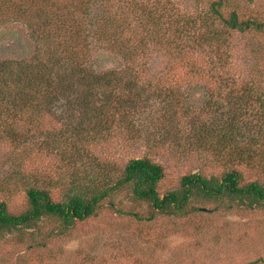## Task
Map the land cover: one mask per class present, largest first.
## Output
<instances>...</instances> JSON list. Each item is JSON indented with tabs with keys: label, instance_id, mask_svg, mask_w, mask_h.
Listing matches in <instances>:
<instances>
[{
	"label": "rangeland",
	"instance_id": "374dc122",
	"mask_svg": "<svg viewBox=\"0 0 264 264\" xmlns=\"http://www.w3.org/2000/svg\"><path fill=\"white\" fill-rule=\"evenodd\" d=\"M54 1L58 2L55 7L43 0L29 2L30 15L37 19L41 13L57 16L67 13L65 0ZM180 2L186 7L191 6V2L194 4L193 0ZM103 4L117 15V21L109 23L110 28L122 29L128 24L126 19L134 18L135 14L140 13L145 18L144 25L137 22L130 27L136 30L139 43L145 38L141 33L162 31L174 20L171 0H104ZM233 10L238 11L241 18L255 17L264 21V0H228L225 14ZM19 40L22 44L18 46ZM238 40L243 47L242 55L233 56L231 60L237 69V85L242 86L249 79L250 64L264 63V31L247 32ZM36 48L24 24L8 22L0 29V59L30 58ZM246 50L252 52L247 54ZM202 56L205 60H214L205 49L194 59L199 67L203 63ZM151 59L160 71L171 69L175 62L174 55L168 51L158 52ZM123 65L120 54L110 49L95 56V66L100 71ZM209 67L208 64L207 70L201 69L198 73L181 71L177 74L179 84L184 86L181 98L184 103L180 107L160 109L155 99L159 97L152 96L153 106L139 110L137 134L129 132L124 136L117 132L113 136L103 130L94 136L84 122L86 136L76 135L69 126H74L73 122L60 119L66 113H45L46 119L38 125L37 133L43 141L49 139L51 146L36 150L29 144L18 148L0 145V201L6 200L14 212L27 207L26 183L16 185L14 167L22 166L23 172L35 173L50 189L52 197L61 200L72 186L69 181L72 173L79 171L82 176L99 178L108 168L101 162L107 155L120 162L140 155L161 162L165 166V176L159 184L161 193L179 187L182 175L191 171L221 177L225 171L238 168L247 181L264 182V106L261 104L264 97L256 93L259 89L251 94L239 87L233 91L224 84L221 74L210 71ZM177 78L171 76L168 80L179 81ZM149 80L154 79H146ZM53 116L56 121L52 120ZM227 118L229 123L242 128L234 129L237 134L234 139L230 137L231 140L227 139L228 133L232 136V130L225 124ZM27 128L25 125L24 129ZM203 128L216 137H210ZM240 131L244 134H238ZM220 139L230 140V144L224 146ZM251 141L260 145L248 158L241 148ZM69 146L77 152L75 158L58 153ZM202 198L195 201V205L201 207L196 212L156 213L148 218L152 213L149 203L136 201L130 197L128 189L123 190L113 197L114 206L112 200L105 201L98 214L78 221L67 230H63L59 219L47 217L33 227L8 233L0 240V264H248L253 261L264 264V206L228 209L224 201ZM120 207L136 209L141 216L122 212Z\"/></svg>",
	"mask_w": 264,
	"mask_h": 264
},
{
	"label": "trees",
	"instance_id": "16d2710c",
	"mask_svg": "<svg viewBox=\"0 0 264 264\" xmlns=\"http://www.w3.org/2000/svg\"><path fill=\"white\" fill-rule=\"evenodd\" d=\"M51 1L43 0L51 6L58 5L57 1ZM65 1L67 13L58 16L41 13L43 15L35 19L30 15V4L37 0H0V29L8 22H20L27 27L37 46L30 58L0 59V145L18 148L29 144L36 150L48 148L51 146L49 139L43 141L37 127L46 119L45 113L54 115L59 111L67 114L60 119L73 122L74 126H69L76 135L86 136L83 131L86 122L94 136L103 130L113 136L117 132L124 136L129 132L137 134L139 110L153 106L152 96L159 97L155 99L160 109L180 107L184 103L181 99L184 86L179 84L177 74L205 71L208 64V69L221 74L224 84L233 91L241 88L251 94L259 89L256 93L264 97V63H251L247 71L249 79L238 86L237 69L231 60L233 56L242 55L239 36L250 31H264V21L255 17L241 18L236 10L226 15L224 7L228 0H193L194 4L191 2L189 7L182 5L181 0H171L172 24L162 31L141 33L145 38L140 43L136 30L130 29L133 23L144 25L145 18L140 13L126 19L128 24L122 29H113L109 23H115L117 15L111 8L104 7V0ZM19 41L18 46L22 44ZM109 49L120 54L124 65L100 71L95 66V56ZM205 49L211 52L214 60L208 61L202 56L203 63L199 67L194 59ZM161 51L171 52L175 57L171 69L166 71L157 70L151 59ZM244 52L250 54L252 51ZM171 76L179 81H169ZM261 102L264 106V100ZM52 120L56 121V117ZM225 124L232 130V136L228 133L227 139L237 134L235 128L242 130L240 125L229 123V118L225 119ZM204 131L216 137L208 129ZM230 140L220 139L224 146L230 144ZM258 145L251 141L241 149L248 156L257 152ZM76 150L80 152L77 147ZM60 152L66 157L77 155L73 146ZM101 162L108 168L99 178L82 176L79 171L72 173L69 180L72 186L61 200L52 197L50 189L35 173L23 172L21 165L14 167L16 185L26 183L28 204L24 210L14 212L6 200L0 201V240L15 230L33 227L47 217L59 219L63 230H67L78 221L98 214L105 201L112 200L114 206L113 197L127 189L132 199L147 202L152 207L148 218L156 213L185 215L196 212L201 209L195 205L200 197L219 203L224 201L228 209L264 206V182L247 181L238 168L225 171L221 177L191 171L182 175L179 187L161 193L159 184L165 176V166L161 162L145 155L123 162L107 155ZM119 210L138 218L141 216L136 209L120 207Z\"/></svg>",
	"mask_w": 264,
	"mask_h": 264
}]
</instances>
